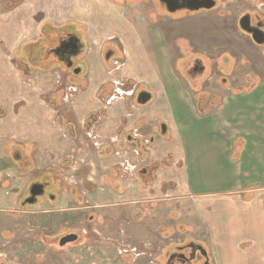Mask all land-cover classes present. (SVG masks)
I'll return each mask as SVG.
<instances>
[{"label":"crops","instance_id":"obj_1","mask_svg":"<svg viewBox=\"0 0 264 264\" xmlns=\"http://www.w3.org/2000/svg\"><path fill=\"white\" fill-rule=\"evenodd\" d=\"M128 34L134 37V29ZM26 44L20 49L22 53ZM150 54L148 49L137 48L130 59V63L132 59L137 62L136 69L144 71L146 90L152 94L147 105H139L128 96L104 106L102 99L107 95L101 94L105 88L101 84L105 80L93 75L81 78L87 84L85 90L66 105L74 118L69 120L65 113L55 117L57 126L71 135L62 133L64 140H60L52 120L63 96L58 102L50 95L49 112L41 93L29 92L25 95L30 106L19 116L11 113L0 120V163L12 160L7 151L12 142L34 147L35 166V171L26 169L22 175L14 165L0 168V211L18 212L20 196L28 184L48 175L56 186L74 190H59L54 204L41 202L37 215L49 212L55 214L53 219L71 220L76 217V211L71 210L79 208L83 194L88 206L106 218L125 213L132 220L128 234L135 242L148 243L163 226V234H170L163 239L166 248L192 240L206 247L210 264H264V67L256 65L263 79L253 87L219 96V107L201 113L196 98L180 90L163 53L160 59ZM130 63L126 74L135 69ZM28 64L27 77L17 67L23 79L35 70L51 69L49 64ZM5 81L14 88L18 85L10 75ZM12 93L5 92V99ZM94 116L93 128L101 142L97 147L78 131V123H88ZM163 124L168 137L162 134ZM135 132L142 141L152 139V146L144 149L129 142ZM5 133H18L27 140L15 143ZM68 138L74 141V152L60 161V177L52 160L40 159L37 141L58 145L56 148L68 146ZM125 160L142 163L139 172L125 175L120 168ZM164 160L169 165L155 168ZM11 186L16 190L9 197L6 192ZM76 192L80 199L74 197ZM142 262L144 258L138 260V264Z\"/></svg>","mask_w":264,"mask_h":264},{"label":"rangeland","instance_id":"obj_2","mask_svg":"<svg viewBox=\"0 0 264 264\" xmlns=\"http://www.w3.org/2000/svg\"><path fill=\"white\" fill-rule=\"evenodd\" d=\"M219 2V6L212 11L200 14L180 12L174 17H164L156 0H140L139 4L131 8L118 6L119 0H22L10 11L0 5V120H5L11 113L19 116L21 110L30 106L29 98L25 95L29 92L41 93L40 99L49 111L50 95L54 94L52 99L59 102L65 91L67 93L74 88V96H65L55 115L52 113L53 126L59 131L60 140H64L62 133H66L65 136L68 137L69 132L57 126L55 117H63L65 113L69 120L74 118L69 115V110L66 111V105L76 94L85 90L83 87L87 84L82 79L97 75L99 79L105 80L101 84L105 87L101 94L113 97L106 103L103 102L104 106L112 104L118 98L130 96L129 100H133L137 87L140 91L148 89L147 81L143 79V69H136L137 62L133 59L130 63L132 51L136 52L137 48L144 51L148 49L151 58L156 59H160L163 53V59L170 63L173 77L180 82L177 83L180 90L196 98L201 112L213 106L219 107L222 101L219 96L234 93L233 91L237 93V89L241 87L248 89L263 79L257 64L264 67V46L254 44L251 37L238 28L237 22L249 11L259 12L264 18V0ZM155 10L160 11V14H156ZM132 11L135 14H130ZM70 25L74 26L72 31L81 37L85 47L86 36L88 38L84 72L74 82L78 87L61 79L62 74L56 64L50 67V71L35 70L33 75L23 79L17 67H22L24 71L30 67L25 52L23 51L24 55L19 53L22 45L46 40L51 28L55 30ZM133 29L136 38L135 35L132 37L128 34ZM106 48L114 51V60L110 62L104 61ZM141 59L144 60V57ZM195 60L205 66V72H191ZM129 63L135 68L133 74L125 72ZM9 75L18 84L15 88L5 81ZM225 79L226 82L223 83ZM88 87L91 88V83ZM5 92L13 93L5 99ZM95 123L96 121L92 123L90 131H87V121L78 123V131L91 142L95 140L98 146L101 142L99 138L96 139L99 135L93 128ZM5 135L15 143L27 140L22 139L18 133ZM168 136L167 133L165 137ZM68 140L65 141L68 146L56 148L53 147L58 145L51 146L49 142L37 141L41 149L40 159L52 160L59 176L62 174L58 169L60 161L74 152V141ZM6 165L20 167L10 159L8 162H1L0 168ZM55 185L40 199L42 202H53L49 195H54L53 188L58 187ZM11 190L15 192L16 189L11 186L8 191ZM21 214L12 210L0 211V264H133L131 253L125 254L130 249L129 246H132L130 237L116 224L107 229L95 217L98 214H95L93 221L90 220L93 214L90 211H78L71 220L55 218L47 221L48 217L45 215L29 213L23 215L26 222L20 220ZM85 221L88 224L86 228L83 227ZM66 226L87 229L88 232L91 230L99 235L82 245L74 244L61 250L58 245L53 248V241ZM68 230L72 232L74 229ZM77 232L85 241L83 232ZM167 235L170 234L164 233L163 238ZM151 249L153 252V245L146 251ZM152 260L153 257L147 256L142 264H150ZM159 260L163 261L161 256Z\"/></svg>","mask_w":264,"mask_h":264},{"label":"flooded vegetation","instance_id":"obj_3","mask_svg":"<svg viewBox=\"0 0 264 264\" xmlns=\"http://www.w3.org/2000/svg\"><path fill=\"white\" fill-rule=\"evenodd\" d=\"M140 0H119L118 6L121 7H128L131 8L137 4H139ZM157 1V7L159 8V10H162L164 17L165 16H170V17H174V15L179 14L180 12H183L185 14H200L202 12H209L212 11L214 9H216L219 5V0H214L216 2V5L211 8V9H199L197 11H189L187 9H181V10H176L175 12L170 11V6L171 2L174 3V5L176 7H179L181 5V1L177 2L176 0H163V2L161 0H156ZM176 1V3H175ZM156 14H160V11L155 10ZM131 14H135L133 13V11L131 12ZM142 14H145L142 12ZM245 15H243L237 22L238 28L244 32L241 29L240 26V21L242 18L244 17H248L250 19V27L251 28H258L261 31L264 32V18L260 15L259 12H245ZM73 25L70 26H62L59 29H55V30H51L49 31V37L46 40H41L40 42H36V43H29L26 44L24 46V48L26 50H24L25 55L27 57V62L31 63L33 66H43V67H47L46 65H48V67H53L55 64L60 68V73L61 75V79H65V82L68 84H73L75 82V79L77 77H81L82 73L84 72V66H83V62L85 61L84 58H86V48L85 45L83 44L81 37L78 34H75L72 30L73 29ZM55 33H57V35H54ZM247 36H250V34L244 32ZM54 35V36H53ZM252 39V37H251ZM46 41V42H44ZM253 42V40H252ZM69 43H73L71 45H67ZM254 43V42H253ZM86 44L88 45V38L86 36ZM255 44V43H254ZM257 45V44H256ZM32 46V47H31ZM258 46H264V45H258ZM21 52V51H20ZM110 53L111 56L109 59L106 58L107 54ZM22 55H24L21 52ZM105 62H110L112 60H114V51L106 48V52H105ZM193 58H191L190 62H192ZM49 61V62H48ZM50 61L54 62L53 64L50 63ZM191 64V63H190ZM201 71L202 73L205 72V66L200 65V62L198 60H195L194 66L191 70L192 73H196L198 71ZM200 72V73H201ZM226 82V79L223 81V83ZM77 85V84H76ZM75 83L73 84V86H76ZM137 87L136 91H135V101H137V98L139 96V94L143 91H147V90H143L140 91V88ZM245 87H241L239 89H237V93L242 92ZM241 89H243L241 91ZM62 90V88H61ZM64 91V89L62 90ZM76 89L72 88V90H68L67 93L65 91V93L62 94L63 98L66 97H71L74 96ZM56 92V91H55ZM235 92V91H233ZM60 93V92H59ZM107 95V94H106ZM204 95V94H203ZM113 97V95H107L105 97H103L102 102L106 103L108 100H110ZM217 97V96H215ZM202 113V112H201ZM97 119V117L95 116V118L93 119V121L89 124V127L87 128V131L91 130V125L93 122H95ZM130 137H132V141L129 140V138L127 140H129V142H134L135 144H137L138 146L144 147V149H148L152 146L153 144V140L152 139H148V143L144 142L146 140L143 139V141L141 140L143 137L138 133L135 132L134 135H131ZM97 139V138H96ZM94 146L97 147V144H95V140H94ZM19 149H14L13 152L11 153V158L12 161L17 163L20 167H19V173L22 175L23 172H25L26 169H33L35 171V166L32 163V151H33V146L31 145H20L18 146ZM169 158H172V155L169 156ZM142 163H139L137 165V168L135 171H133V173L131 174H135V172H139V168L140 165ZM162 164V163H161ZM159 165V164H157ZM156 165V166H157ZM155 168H161V167H165L167 166L166 163L163 166L160 167H156ZM121 168V166H120ZM122 169V168H121ZM22 170V171H21ZM123 170V169H122ZM123 173L125 175H131L128 174L126 172ZM59 177V176H58ZM57 177V178H58ZM60 178V177H59ZM61 179V178H60ZM62 180V179H61ZM54 181L51 180L50 176L46 175V176H42L39 177L38 179H35L34 181H32L31 183L28 184L26 191L23 195L20 196L19 199V203H18V213H22L20 220L26 222L25 220V216L23 215H29V213L35 214L37 212H39L40 206L42 205L41 202L42 200H40L41 198H43V196L46 195L48 189L51 188V186L54 184ZM61 182V181H60ZM39 186L41 187L42 190L37 189V192H42L41 195L37 196L34 195V193H32L33 189ZM55 187H57L55 185ZM61 189H65V190H69V191H73L74 188H71V186H63V187H57V188H53L54 190V195L50 194L49 195V199L50 201H53L52 204H54L57 199H58V192ZM52 190V189H51ZM12 193L14 194L15 192L8 191L7 195L10 197L12 195ZM75 198L82 199V202L80 204V206H78L79 208H77L76 210H71V211H90L92 212V216H90V220L93 221L94 220V216L98 219L99 223H101L103 226H105L107 229L110 228L111 226H113V224H116L118 226L119 229L123 230L125 235L130 237L128 232H129V228L131 225V219H127L126 218V214L124 213L122 216L119 214H114L112 216H108L107 218L105 216H103L101 214V211H96L93 210L95 208H91L88 205V201L86 199V197L82 194L79 196H77V192L75 194H73ZM74 212V213H76ZM37 215V214H35ZM47 220H53L55 214L54 213H49L47 215ZM124 220L122 222V224H120V222ZM83 227H87V221L84 222ZM65 228H68L67 226ZM62 228L60 230L59 235L55 238V240L53 241V248L57 247L61 250V249H66V247H70L71 245L77 244V245H82L83 243L87 242L88 240H91L93 238H95V236H98L99 234H95L94 232H92L90 230V232L87 231V229H81V228H68V229H74L72 232H68L70 230ZM77 231L83 232V234L85 235V241L81 239V235L80 233H78ZM72 236H76V240L75 241H66L67 239L71 238ZM52 237V236H48ZM47 238V239H48ZM165 238V237H164ZM163 226L159 227L157 229L156 232L153 233L152 236H150V240L148 243L146 242H135L131 239V245L129 246V250L125 251V254H130L132 255L133 258V264H138V260L140 258H144L146 259L147 256H151L153 257V260L151 261L150 264H208L206 258L202 255L201 251L199 250L200 246H203L205 248V250L207 251L206 247L204 245H202L201 243L192 241V240H187L183 243L180 244H174V246L170 247V248H166L165 246H163ZM94 242H97L98 240H92ZM153 245L154 251L152 252V249L150 251H146L148 249L149 246ZM208 253V251H207ZM161 256V258L163 259V261L159 260V257ZM209 256V254H208ZM137 259V262L135 263ZM143 263V262H142ZM141 263V264H142Z\"/></svg>","mask_w":264,"mask_h":264},{"label":"water","instance_id":"obj_4","mask_svg":"<svg viewBox=\"0 0 264 264\" xmlns=\"http://www.w3.org/2000/svg\"><path fill=\"white\" fill-rule=\"evenodd\" d=\"M163 2V0H161ZM177 2L181 1V5L179 7H176L173 2H171L172 7L170 6V11L175 12L176 10L181 9H187L189 11H197L199 9H211L216 5V2L214 0H176ZM175 1V3H176ZM250 19L248 17H244L240 21L241 29L250 34L252 37V40L257 45H264V32L261 31L258 28H251L250 27ZM73 43H69L67 45H71ZM111 56L110 53L107 54L106 58L109 59ZM152 100V94L149 91H143L139 94L137 98V103L139 105H147ZM162 134L165 135L167 133V126L163 124L161 126ZM132 137H129V140L132 141ZM37 189L42 190L41 187L36 186L32 193L34 195H41L42 192H37ZM76 236H72L71 238L67 239L66 241H75ZM199 250L201 251L202 255L206 258L207 263L210 264V259L208 256L207 251L203 246L199 247Z\"/></svg>","mask_w":264,"mask_h":264},{"label":"trees","instance_id":"obj_5","mask_svg":"<svg viewBox=\"0 0 264 264\" xmlns=\"http://www.w3.org/2000/svg\"><path fill=\"white\" fill-rule=\"evenodd\" d=\"M21 2H22V0H0V5H3L7 10L10 11V10H12L13 8H15L17 5H19ZM20 53H21V52H20ZM49 67H50V66H49ZM49 67H47V68H49ZM19 69H20L21 71L23 70L22 67H19ZM28 75H30L29 68H27V69L25 70V72H24V76H25V77H27ZM242 90H243V89H241V91H242ZM94 118H95V116H94V117H91V118L89 119L88 123H89V122L91 123V122L93 121ZM15 148H16V149H19L18 146H16V145L13 144L12 142L9 143V146H8V149H7L8 153L11 154ZM161 163H162V164H159V165H157L156 167L163 166V165L166 163V161L164 160V161H162ZM166 165H169V162H167Z\"/></svg>","mask_w":264,"mask_h":264},{"label":"built area","instance_id":"obj_6","mask_svg":"<svg viewBox=\"0 0 264 264\" xmlns=\"http://www.w3.org/2000/svg\"><path fill=\"white\" fill-rule=\"evenodd\" d=\"M148 143V140L146 141ZM138 155V154H136ZM121 168L124 170V172L131 174L133 171L137 168V163L132 162L131 160H125L123 163H121Z\"/></svg>","mask_w":264,"mask_h":264},{"label":"bare ground","instance_id":"obj_7","mask_svg":"<svg viewBox=\"0 0 264 264\" xmlns=\"http://www.w3.org/2000/svg\"><path fill=\"white\" fill-rule=\"evenodd\" d=\"M39 113V112H38ZM32 114V113H31ZM31 114H30V116H31ZM34 114V113H33Z\"/></svg>","mask_w":264,"mask_h":264}]
</instances>
